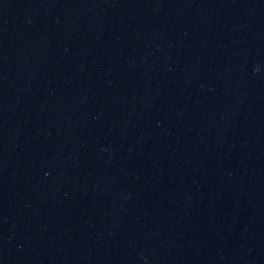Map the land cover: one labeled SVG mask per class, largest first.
<instances>
[{"label":"water","instance_id":"obj_1","mask_svg":"<svg viewBox=\"0 0 264 264\" xmlns=\"http://www.w3.org/2000/svg\"><path fill=\"white\" fill-rule=\"evenodd\" d=\"M0 264H264V0H0Z\"/></svg>","mask_w":264,"mask_h":264}]
</instances>
